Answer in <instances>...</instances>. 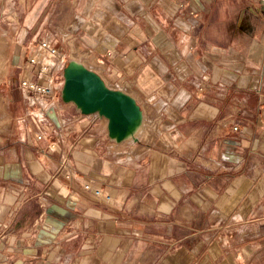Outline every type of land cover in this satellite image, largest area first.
I'll use <instances>...</instances> for the list:
<instances>
[{
  "label": "crops",
  "instance_id": "1",
  "mask_svg": "<svg viewBox=\"0 0 264 264\" xmlns=\"http://www.w3.org/2000/svg\"><path fill=\"white\" fill-rule=\"evenodd\" d=\"M42 40L57 92L73 52L141 105L137 142L19 90ZM263 110L264 0H0V264H264Z\"/></svg>",
  "mask_w": 264,
  "mask_h": 264
},
{
  "label": "water",
  "instance_id": "2",
  "mask_svg": "<svg viewBox=\"0 0 264 264\" xmlns=\"http://www.w3.org/2000/svg\"><path fill=\"white\" fill-rule=\"evenodd\" d=\"M62 79L61 101L72 104L80 115L104 119L109 141L116 144L138 141L144 115L130 95L109 88L100 75L76 60L67 61Z\"/></svg>",
  "mask_w": 264,
  "mask_h": 264
},
{
  "label": "built area",
  "instance_id": "3",
  "mask_svg": "<svg viewBox=\"0 0 264 264\" xmlns=\"http://www.w3.org/2000/svg\"><path fill=\"white\" fill-rule=\"evenodd\" d=\"M85 56L79 57L78 60L75 58L68 59V60L79 61L85 67H87L90 70H93L98 75H100V73H98V72H100L101 68H100V66L97 65L98 63L96 64L97 66L94 69L93 67H91V64L89 66V60ZM47 57H51V58L56 59V60H60L63 58L61 51L59 49H57L56 47H54L53 45H51L50 42L47 40L39 41L37 43V45L34 48H32L30 50V52H28L25 55V58H24L25 64L32 69H36V73H35V77H34L36 79L31 80L28 76L22 77L19 80V84H18V88L21 92L27 94L28 96H41V97H48V98H53L55 96H58V98L60 97V92H57V90L55 88L57 83H56V79L53 77V74H52L53 67L51 64L46 62ZM84 61H87V63H84ZM62 85H63V83H62ZM113 89L121 90V88H119V85H117V84L114 85ZM60 91H61V89H60ZM121 91H123V90H121ZM140 107H141V105H140ZM141 109L143 111L144 120H145L144 110L142 107H141ZM262 115H264V110L262 111ZM223 126L228 127L230 129V131H232L233 133H237V134L241 133V130H240L241 126L238 123L229 124L228 122H224ZM36 139L39 141L44 140L45 136L38 135ZM124 143L132 145L135 142L127 141ZM119 153H121V152H119ZM122 153H124V152H122ZM81 188L83 191L90 192L92 194V197L95 199H99V200L103 199L106 202L109 201L108 196H103L100 190H92L90 185L87 183H83L81 185Z\"/></svg>",
  "mask_w": 264,
  "mask_h": 264
},
{
  "label": "rangeland",
  "instance_id": "4",
  "mask_svg": "<svg viewBox=\"0 0 264 264\" xmlns=\"http://www.w3.org/2000/svg\"><path fill=\"white\" fill-rule=\"evenodd\" d=\"M65 32V31H64ZM67 39V38H66ZM65 39V40H66ZM69 41H71V40H69ZM67 50V54L66 55H68V57H66V59L67 58H69V56H70V50H76L75 49V45H67V47H65ZM60 49V48H59ZM25 52H26V50H25ZM23 57H24V53H23ZM71 58H69V59H73V58H77V59H79V56H77L76 57V55H74L73 54V52H72V54H71V56H70ZM84 63H87V61H84ZM90 62H89V66H90ZM96 61L94 62L93 61V63L91 64V67H93V68H96ZM63 80V79H62ZM104 81H105V84L109 87V88H112L113 89V87H114V84H112V83H110L109 81H107L106 79H103ZM95 118H97V119H100L101 120V122L100 123H103L105 120L104 119H102V118H99V117H95ZM98 123V122H97ZM139 137V136H138Z\"/></svg>",
  "mask_w": 264,
  "mask_h": 264
},
{
  "label": "bare ground",
  "instance_id": "5",
  "mask_svg": "<svg viewBox=\"0 0 264 264\" xmlns=\"http://www.w3.org/2000/svg\"><path fill=\"white\" fill-rule=\"evenodd\" d=\"M142 129H143V128H141V131H142ZM141 131H140V132H138V136H140V134H141Z\"/></svg>",
  "mask_w": 264,
  "mask_h": 264
}]
</instances>
